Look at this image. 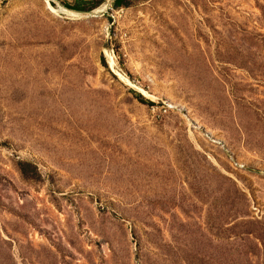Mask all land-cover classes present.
<instances>
[{
  "label": "rangeland",
  "instance_id": "rangeland-1",
  "mask_svg": "<svg viewBox=\"0 0 264 264\" xmlns=\"http://www.w3.org/2000/svg\"><path fill=\"white\" fill-rule=\"evenodd\" d=\"M100 1L0 0V264H264V0Z\"/></svg>",
  "mask_w": 264,
  "mask_h": 264
},
{
  "label": "trees",
  "instance_id": "trees-1",
  "mask_svg": "<svg viewBox=\"0 0 264 264\" xmlns=\"http://www.w3.org/2000/svg\"><path fill=\"white\" fill-rule=\"evenodd\" d=\"M133 3V0H114L113 6L115 8H120V7H129L131 6ZM101 4L100 0H75L74 3H69V2H65L64 5L68 8V9H72V10H78V11H90L96 7H98ZM104 64L106 65V63L104 62ZM135 93V92H134ZM136 98L144 103V104H148V105H152V101L144 98L141 94L139 93H135ZM17 168L21 174V176L26 179V180H33V181H38L41 180V173L39 172L37 166L35 164H33L30 161H26V160H19L17 163ZM214 171H216V178L219 181L220 184V194H221V198L219 199V201H221V213L219 215V223L221 225H225L227 224L226 222V214H225V209H224V189L223 187L225 185L229 186V188H231V199L229 201V218L230 220L233 222L232 224V230L235 234V236L239 237L241 234H245V233H251L252 232H247V230H245V226H247L248 224L252 223L251 220L249 219V215H248V210L246 207V201L244 199V194L239 190L237 184L228 176H226L225 174H223L222 172L214 169ZM260 240L261 238L258 237Z\"/></svg>",
  "mask_w": 264,
  "mask_h": 264
},
{
  "label": "bare ground",
  "instance_id": "bare-ground-1",
  "mask_svg": "<svg viewBox=\"0 0 264 264\" xmlns=\"http://www.w3.org/2000/svg\"><path fill=\"white\" fill-rule=\"evenodd\" d=\"M52 9H53V8H52ZM61 9H62V8H61ZM63 9H64V8H63ZM63 9H62V10H63ZM64 10H66V9H64ZM77 13H78V12H77ZM71 14H72V13H71Z\"/></svg>",
  "mask_w": 264,
  "mask_h": 264
}]
</instances>
